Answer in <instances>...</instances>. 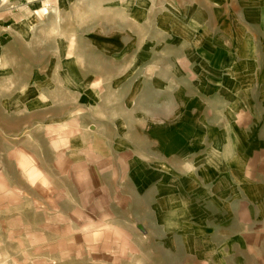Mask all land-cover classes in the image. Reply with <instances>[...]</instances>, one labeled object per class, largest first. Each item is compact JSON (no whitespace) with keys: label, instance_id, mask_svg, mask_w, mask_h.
Masks as SVG:
<instances>
[{"label":"crops","instance_id":"crops-1","mask_svg":"<svg viewBox=\"0 0 264 264\" xmlns=\"http://www.w3.org/2000/svg\"><path fill=\"white\" fill-rule=\"evenodd\" d=\"M0 79L51 163L7 260L142 226L179 264H264V0H0Z\"/></svg>","mask_w":264,"mask_h":264},{"label":"rangeland","instance_id":"rangeland-1","mask_svg":"<svg viewBox=\"0 0 264 264\" xmlns=\"http://www.w3.org/2000/svg\"><path fill=\"white\" fill-rule=\"evenodd\" d=\"M3 80L0 79V264H13L6 259V253L17 251L24 253L21 247L18 249L14 244L8 243L5 239H32L28 229H21L19 226V214H22L23 221L30 223L35 214L27 212L18 213L16 216L17 199L21 201L22 189L30 196H37L38 189L35 191L31 183L38 181L41 174L33 167L32 153L35 154L36 161L40 159L42 166L50 172L51 163L49 156L43 158L40 153V146L47 150L49 143L46 140L47 133L44 132H19L21 119L15 115H6L3 111ZM63 96L62 93L47 95L48 98ZM46 134V135H45ZM44 201L45 197H39ZM25 199V203L31 201ZM55 202V200H53ZM41 222L39 219H35ZM142 227V226H141ZM137 239H120L118 244L94 246L92 249H84L73 246V255L70 259L66 258L57 264H179L181 259L164 254L160 256L159 245H148L144 239H139L143 234V229L137 227ZM89 250V251H88ZM81 252V253H80ZM4 254V255H3Z\"/></svg>","mask_w":264,"mask_h":264},{"label":"water","instance_id":"water-1","mask_svg":"<svg viewBox=\"0 0 264 264\" xmlns=\"http://www.w3.org/2000/svg\"><path fill=\"white\" fill-rule=\"evenodd\" d=\"M140 228H142V227H140Z\"/></svg>","mask_w":264,"mask_h":264}]
</instances>
